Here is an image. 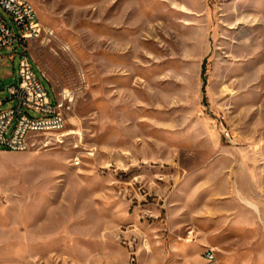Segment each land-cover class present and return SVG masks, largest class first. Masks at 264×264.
Segmentation results:
<instances>
[{
    "label": "rangeland",
    "instance_id": "374dc122",
    "mask_svg": "<svg viewBox=\"0 0 264 264\" xmlns=\"http://www.w3.org/2000/svg\"><path fill=\"white\" fill-rule=\"evenodd\" d=\"M28 1L52 31L33 69L70 102L62 143L0 150V264H204L211 247L264 264V0ZM23 51L0 48V100Z\"/></svg>",
    "mask_w": 264,
    "mask_h": 264
},
{
    "label": "built area",
    "instance_id": "2783aa9c",
    "mask_svg": "<svg viewBox=\"0 0 264 264\" xmlns=\"http://www.w3.org/2000/svg\"><path fill=\"white\" fill-rule=\"evenodd\" d=\"M0 8L12 19L14 25L11 26L0 14V48H11L15 42L24 48L20 53L16 83L6 89L9 99L0 100V107L5 103L10 106L0 109V150L25 152L46 146L52 141L62 143L65 133L55 135V128L60 126V121L66 120L64 109L66 102H70V93H55L56 103L51 102L33 69L29 50L34 42L51 40L52 31L35 19L32 7L23 0H0ZM13 103L15 105L11 106ZM222 132L231 138L226 128ZM201 257L204 264L216 263L210 254H201Z\"/></svg>",
    "mask_w": 264,
    "mask_h": 264
},
{
    "label": "bare ground",
    "instance_id": "6f19581e",
    "mask_svg": "<svg viewBox=\"0 0 264 264\" xmlns=\"http://www.w3.org/2000/svg\"><path fill=\"white\" fill-rule=\"evenodd\" d=\"M23 1H25V3H27L30 7H32V9H33V14H34V16H35V19L39 20V17H38V15H37V12H36V10H35L33 4H32L30 1H28V0H23ZM39 22H41V21L39 20ZM41 24H42L43 26H46V25H44L42 22H41ZM64 128H65V120H62V121H60V126H56V128H55V133H60L61 131H63ZM203 254H210V258H213V259L215 260V251H214L213 249L208 248V249H206V250L203 252Z\"/></svg>",
    "mask_w": 264,
    "mask_h": 264
},
{
    "label": "crops",
    "instance_id": "0c3cea01",
    "mask_svg": "<svg viewBox=\"0 0 264 264\" xmlns=\"http://www.w3.org/2000/svg\"><path fill=\"white\" fill-rule=\"evenodd\" d=\"M240 26V25H239ZM241 27V26H240ZM251 27H253V26H251ZM239 28V27H238ZM238 28L236 27V32H238ZM242 30V29H241ZM16 79H17V77H16ZM208 249V248H207Z\"/></svg>",
    "mask_w": 264,
    "mask_h": 264
},
{
    "label": "trees",
    "instance_id": "16d2710c",
    "mask_svg": "<svg viewBox=\"0 0 264 264\" xmlns=\"http://www.w3.org/2000/svg\"><path fill=\"white\" fill-rule=\"evenodd\" d=\"M204 71H205V68H204V66L202 67V74H204Z\"/></svg>",
    "mask_w": 264,
    "mask_h": 264
}]
</instances>
